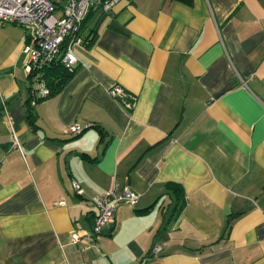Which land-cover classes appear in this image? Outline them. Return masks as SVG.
<instances>
[{"label": "crops", "instance_id": "obj_1", "mask_svg": "<svg viewBox=\"0 0 264 264\" xmlns=\"http://www.w3.org/2000/svg\"><path fill=\"white\" fill-rule=\"evenodd\" d=\"M82 35L42 97L0 22V264H264V0H118ZM114 183L138 200L92 235Z\"/></svg>", "mask_w": 264, "mask_h": 264}, {"label": "built area", "instance_id": "obj_2", "mask_svg": "<svg viewBox=\"0 0 264 264\" xmlns=\"http://www.w3.org/2000/svg\"><path fill=\"white\" fill-rule=\"evenodd\" d=\"M118 0H0V22L20 26L25 32L22 51L24 70L30 85L37 89L42 97L49 93L48 88L39 79L38 70L53 60H59L68 68L78 62L76 46L86 42L82 35V23L92 9L109 13ZM111 96L117 98L126 107H131L135 97L118 84L108 89ZM92 123H88L91 125ZM83 128L71 123L65 131L79 134ZM15 143L17 141L15 140ZM72 186L79 194L81 186L72 179ZM95 213L91 234L99 235L105 225L115 222V215L120 204L134 205L138 196L126 188H118L114 183L111 189L89 198ZM58 204H64L59 200ZM71 243L80 241L77 231L70 234ZM159 246L153 247L158 252Z\"/></svg>", "mask_w": 264, "mask_h": 264}, {"label": "trees", "instance_id": "obj_3", "mask_svg": "<svg viewBox=\"0 0 264 264\" xmlns=\"http://www.w3.org/2000/svg\"><path fill=\"white\" fill-rule=\"evenodd\" d=\"M178 1H181V2H184V3H187V4L191 2V0H178ZM75 70H76V66L70 69L66 65L61 63L59 60L55 59V60L51 61L49 64L43 66L42 68H40L38 70L39 79L48 88V90H49L48 95H51V94H55V93L60 91V89L73 76ZM29 88H30V90H32V88H33L30 85V83H29ZM44 97H46V96H44ZM30 118H31V114H29V119Z\"/></svg>", "mask_w": 264, "mask_h": 264}, {"label": "rangeland", "instance_id": "obj_4", "mask_svg": "<svg viewBox=\"0 0 264 264\" xmlns=\"http://www.w3.org/2000/svg\"><path fill=\"white\" fill-rule=\"evenodd\" d=\"M10 24V23H9ZM18 27H20V26H18Z\"/></svg>", "mask_w": 264, "mask_h": 264}]
</instances>
